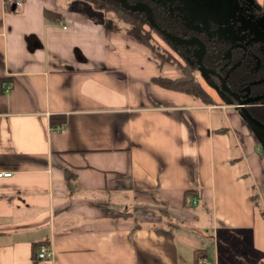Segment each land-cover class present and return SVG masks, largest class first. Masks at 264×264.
<instances>
[{
	"label": "crops",
	"instance_id": "1",
	"mask_svg": "<svg viewBox=\"0 0 264 264\" xmlns=\"http://www.w3.org/2000/svg\"><path fill=\"white\" fill-rule=\"evenodd\" d=\"M11 7L0 0V264H221L219 240L252 232L250 188L264 187L237 108L155 82L180 73L86 4Z\"/></svg>",
	"mask_w": 264,
	"mask_h": 264
},
{
	"label": "trees",
	"instance_id": "2",
	"mask_svg": "<svg viewBox=\"0 0 264 264\" xmlns=\"http://www.w3.org/2000/svg\"><path fill=\"white\" fill-rule=\"evenodd\" d=\"M75 1L76 4L80 7H83L84 4L90 6L94 11L100 12H109L112 13L115 19L120 21L122 25H118L112 18L103 19V26L106 31H124L128 36L132 37L136 41L140 42L147 48L151 49L155 52L161 61H165L171 63L180 73V77L176 79H169V78H154V81L164 86L166 88L182 91L187 94H191L194 96L199 97L205 103L213 102L211 95L206 91L200 83L195 79L193 70L196 67L195 63V56L193 54V47L177 44L174 42L169 41L164 37L159 30L155 29L150 23L146 20L145 14L142 12L129 11L125 8H122L121 5L116 2L115 0H72ZM129 3H135L136 1H142L148 4L151 7L155 22L157 25L179 37H184L189 35L192 31L180 19H176L172 17L167 11L163 9L160 5L150 1V0H127ZM6 9L11 10V5L9 3H5ZM258 12L261 14L264 13V0H262V4L260 7H255ZM44 15L47 16V13L44 12ZM56 18V17H55ZM193 33V32H191ZM156 35L158 38L163 40L169 50L162 48L154 38ZM225 48V46L220 44H212L208 43V50L205 53L203 64L208 66L212 62H215L218 59L219 53L221 49ZM244 67L237 68L236 70H232L230 73L231 76L235 77L237 80L240 78H244L245 73ZM225 95V94H223ZM222 96V95H221ZM224 98L223 102L226 104H235L234 101L222 96ZM228 97V96H227ZM249 113L252 115L254 113H260L264 119V110H256L250 109L248 110ZM254 116V114L252 115ZM49 122L51 126H55L57 124H61L64 121V116H56L52 115L49 118ZM225 130V128H223ZM189 196V192L186 191L184 194V199ZM255 194H250L251 200L253 205L258 208L259 201L258 196L257 198L254 197ZM156 202L159 204H163L164 207L159 209V214L162 218L164 223L167 222L168 214L166 213V206L165 202L159 201L155 198ZM261 213L264 214L263 210L261 209Z\"/></svg>",
	"mask_w": 264,
	"mask_h": 264
},
{
	"label": "flooded vegetation",
	"instance_id": "3",
	"mask_svg": "<svg viewBox=\"0 0 264 264\" xmlns=\"http://www.w3.org/2000/svg\"><path fill=\"white\" fill-rule=\"evenodd\" d=\"M239 2V10H238V19L235 23L236 29L230 30V27H226V30H218L216 25L210 24V26L203 29V26L199 24V26L189 25L185 20L182 19L181 13L173 12L169 13L172 17L176 19H180L185 26L191 29L193 33H189V35L184 36L186 38L191 36L198 37L205 45V51L202 58L205 56L206 51L208 50V43L212 44H220L222 43L225 48L221 49L218 59L215 62H212L208 66H205L211 70L216 71L215 74H208V79L210 84L214 86L219 95H222L232 101L235 102L234 106H236V99H234L231 95L223 92L220 88V78L224 77L228 72V75L225 79L227 86L230 91L235 92L238 97H242L247 92V97H254L258 95H263L260 99L253 103L247 105V111L250 109L256 110H264V41L262 40H253L254 36H260L264 34V26L258 22L257 16L261 13L256 10V6L251 4L248 0H238ZM257 22L258 25L254 24ZM242 24L244 27L241 30H238V26ZM261 24V27L259 25ZM256 29V34H254V26ZM218 30V31H217ZM220 31V32H219ZM222 32V33H221ZM219 33L220 36H219ZM254 35V36H253ZM183 45V44H182ZM231 45L233 47H231ZM191 46V45H187ZM193 47V54L196 52L197 47ZM231 47V48H230ZM230 48L229 52L228 49ZM239 61V65L233 69H231L232 65ZM196 63V59H195ZM244 67L246 70L245 77L236 79L231 76L232 70H236L237 68ZM196 67H199L196 63ZM258 81L256 84H249L251 82ZM246 86H248V90H246ZM225 94V95H223ZM228 96V97H227ZM238 110V108H237ZM239 111V110H238ZM249 112V111H248ZM254 114V116H252ZM252 117L264 124L263 116L260 113L252 112ZM245 122V121H244ZM254 129V128H252ZM260 133L259 136H255V140L257 144L264 137V133L258 131ZM263 146V145H262Z\"/></svg>",
	"mask_w": 264,
	"mask_h": 264
},
{
	"label": "water",
	"instance_id": "4",
	"mask_svg": "<svg viewBox=\"0 0 264 264\" xmlns=\"http://www.w3.org/2000/svg\"><path fill=\"white\" fill-rule=\"evenodd\" d=\"M118 2L122 8H125L129 11H137L142 12L145 14L146 20L150 23L151 26H153L155 29L159 30L162 34H164V37L168 39L171 42L177 43V44H183V45H191L196 46L197 50L194 53L196 63L204 72L209 74H215L216 71L206 68L202 64V56L205 51V45L204 43L196 36L186 37H179L177 35H174L162 28H160L157 23L155 22L154 15L152 12V9L150 6H148L147 3L142 1H136L135 3H129L127 0H115ZM161 7L170 14L173 12L181 13V17L183 20L186 21L187 24L199 26L201 24L203 26V29L210 26V24L216 25L218 30H226V27H230V30L236 29L235 23L238 19V10H239V2L238 0H150ZM13 6V5H12ZM255 24V23H254ZM256 29L255 25H253ZM242 24L238 26V30L243 29ZM217 30V31H218ZM258 29L254 30V34H256V31ZM220 32V31H219ZM222 33V32H221ZM219 33V36L220 34ZM254 36V35H253ZM253 40H262L264 41V34L254 36L252 38ZM231 47H233L231 45ZM230 47V48H231ZM228 49V52L230 50ZM239 61L232 65L231 69L237 67L239 65ZM228 75V72L225 74L224 77L220 78V88L223 92L231 95L234 99H236V106L239 110L240 117L242 120L245 121L248 126L251 128L256 129L257 131H260L264 133V124L256 120L251 116V114L247 111V105L253 104L257 102L261 96L258 95L254 97H247V92L242 95V97H238V95L235 92L230 91L229 87L226 84V77ZM258 81L251 82L249 84H256ZM248 86H246V90H248ZM262 145L264 147V137L262 138Z\"/></svg>",
	"mask_w": 264,
	"mask_h": 264
},
{
	"label": "rangeland",
	"instance_id": "5",
	"mask_svg": "<svg viewBox=\"0 0 264 264\" xmlns=\"http://www.w3.org/2000/svg\"><path fill=\"white\" fill-rule=\"evenodd\" d=\"M249 2H251V4H253L256 7H260L262 4V0H248ZM98 15L100 17H108V18H112L118 25H122V23L120 21L117 22V20L115 19L114 15L112 13L109 12H100L98 11ZM258 22H260L263 26H264V13L260 14L257 16ZM256 25L257 22H255ZM261 24L259 25V27H261ZM154 38L156 39L157 43L164 49L169 50L167 44L161 40L160 38H158L156 35H154ZM152 51V50H151ZM153 52V51H152ZM155 53V52H153ZM156 54V53H155ZM157 55V54H156ZM158 56V55H157ZM193 74L195 79L200 83V85L206 90L208 91V93L211 95V97L216 98V100L218 102H221L224 104L223 100L219 98V95H217V91L214 88V86L212 84H210L209 79H208V74L206 72H204L201 68L199 67H195L193 70ZM234 105V104H233ZM233 107L230 106L227 109H232ZM245 122L242 120H240L239 124H237V131L238 134L241 133V127L244 128V124ZM252 132L254 133V135L259 136L260 137V133L256 130V129H252ZM241 136V134H240ZM257 140H255L256 142ZM256 147H258L259 152L264 156V147L261 144V140L259 141V144H256ZM250 188V187H249ZM254 188V190H253ZM254 191V192H253ZM250 194H255L254 197L257 198V194L260 197L262 195V198L259 201V198L257 199L259 201V207L256 208V222H255V226L254 229L252 230V232H247V233H236V234H231V241H227V243L225 244V242L220 243L219 240V247H220V255H221V264H245L246 262L249 263H254V264H260L261 261L259 260V256L257 254V251L255 252L256 249H262V251L264 252V214H262L261 209L264 212V187H253L252 189L250 188ZM257 192V194H256ZM261 194V195H260ZM153 218H156V215L153 214ZM212 239V235H206V237H204V242L206 241V245L209 244V241H211ZM229 239V238H228ZM227 239V240H228ZM228 246L232 247L233 250L237 253V254H233L234 256L232 257V253L234 251L229 252L228 250ZM235 247V248H234ZM244 253H250L249 255L246 254V256L244 255ZM231 256V258H230ZM262 264H264V259Z\"/></svg>",
	"mask_w": 264,
	"mask_h": 264
},
{
	"label": "built area",
	"instance_id": "6",
	"mask_svg": "<svg viewBox=\"0 0 264 264\" xmlns=\"http://www.w3.org/2000/svg\"><path fill=\"white\" fill-rule=\"evenodd\" d=\"M22 0H4V3H9L11 6L13 5L14 7L18 6L21 4ZM10 172H0V176L4 175V176H9ZM52 250L50 249V247L46 244H41L38 249H37V253L36 257L38 259H49L50 256H52ZM198 264H208V262L206 261L205 258H199L198 259Z\"/></svg>",
	"mask_w": 264,
	"mask_h": 264
}]
</instances>
